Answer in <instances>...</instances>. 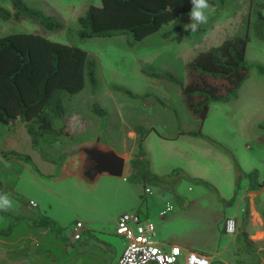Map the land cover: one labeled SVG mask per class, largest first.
Here are the masks:
<instances>
[{
    "label": "rangeland",
    "instance_id": "1",
    "mask_svg": "<svg viewBox=\"0 0 264 264\" xmlns=\"http://www.w3.org/2000/svg\"><path fill=\"white\" fill-rule=\"evenodd\" d=\"M23 1L55 18L61 29L48 30L27 17L0 18V34H39L82 48L98 63L97 82L93 86L87 81L82 92L65 95L68 135L57 124L58 133L40 136L34 144L21 121L8 126L0 123V189L14 202L11 211L0 213V237L21 239L15 248L21 244L55 248L51 245L55 239L64 241L78 222L87 229L113 231L116 218L124 213L146 214L147 204L158 198L161 183H166L180 189L179 203L206 194L218 198L227 216L242 218L236 237L244 233L246 243L241 241L239 248L224 253L214 264H264V190L259 198L240 197L245 196L250 183L244 174L257 171L258 182L264 183V75L256 67H264V21L259 18L264 16V0H213L217 10L211 9L208 22L196 31L190 29V17L184 14L177 23L142 41H134L129 33L82 39L78 18L90 6H101V0ZM0 7L12 10L9 0H0ZM222 9L225 11L220 12ZM247 31L246 61L251 68L240 97L231 103H213L201 125L188 111L182 94V85L189 80L187 65L200 52L243 37ZM199 131L201 141L194 147L184 139L176 146L169 141ZM142 134L147 136L144 150L153 172L149 167L148 172L137 173L131 167ZM97 139L126 157L124 176L102 177L93 185L70 178L56 180L63 162ZM13 153L22 158L13 157ZM162 207L156 202L157 210ZM181 223L171 232L177 237L182 232L183 240H193L195 232L207 228L202 222L200 228L190 227L188 220ZM167 227L163 237L168 236ZM39 230H47L49 237L38 236ZM217 234L223 247L235 236L226 234L221 225ZM118 237L125 250L126 240Z\"/></svg>",
    "mask_w": 264,
    "mask_h": 264
},
{
    "label": "trees",
    "instance_id": "2",
    "mask_svg": "<svg viewBox=\"0 0 264 264\" xmlns=\"http://www.w3.org/2000/svg\"><path fill=\"white\" fill-rule=\"evenodd\" d=\"M9 1L13 11L0 7L2 20L27 17L48 30L61 29L62 25L55 18L31 8L23 0ZM101 2V6H90L85 15L78 18V34L82 39L129 33L134 41H142L191 10L190 0ZM209 2L215 5L213 0ZM259 18L264 21L261 14ZM249 41L247 31L243 37L226 40L218 48L199 53L187 65L189 80L182 85V94L188 111L201 125L213 103H228L236 99L249 78L251 67L246 61ZM256 67L264 75V67ZM97 68V61L82 48L54 42L39 34H0V123L8 126L21 121L34 144L40 136L58 133L57 124L63 134L68 135L65 132V95L82 92L87 81L95 86ZM192 134L201 136V131ZM146 137V134L139 135L138 151L131 162L133 170L138 172L149 170L143 145ZM13 157L22 158L17 153H13ZM243 177L250 182L249 191L256 192L264 187V183L257 180V171Z\"/></svg>",
    "mask_w": 264,
    "mask_h": 264
},
{
    "label": "crops",
    "instance_id": "3",
    "mask_svg": "<svg viewBox=\"0 0 264 264\" xmlns=\"http://www.w3.org/2000/svg\"><path fill=\"white\" fill-rule=\"evenodd\" d=\"M262 4L264 5V3ZM250 6L252 7L253 3L250 4ZM212 10H217V6L212 5ZM223 11H225V9L220 10V12ZM179 19L171 24L177 23ZM240 20L243 23V17L240 18ZM225 41L226 40H224L219 46H221ZM219 46L213 48H218ZM239 97L240 95H238L235 100L239 99ZM232 101H230L229 103H231ZM180 139H184L183 141L185 142L187 140V142H189L192 147H194V145L196 146L199 143L198 141H201V138H198V136L186 134L178 135L177 137H174L173 140L171 139L169 141H173V143H175L174 146H176L181 142ZM145 153V159L149 162V167L153 172V163L149 159L148 152L145 151ZM83 164V159L77 156H73L72 158L65 160L63 162V165L59 168L60 177H58V179L56 180L70 178L73 181H76V183H79L80 181L84 182L82 179ZM126 165L125 172L127 171ZM48 169H50L49 166ZM131 169L129 170V172L133 170ZM133 172H137V170H133ZM240 172L241 174H243L241 170ZM189 175H191V173H189ZM98 182H96L95 184H97ZM1 184L2 183H0V185ZM263 190L264 187L256 192L248 190L245 193V196L241 195L240 197L241 199H248V197L250 198L252 196L259 198L262 196ZM0 192H3L2 189L0 190ZM158 194V198L153 199L151 205L147 204V213L144 214L143 212H141L138 214H141V218L142 216L146 218H142V220H149L154 224L156 228V239L154 240L162 247L169 249V245H176L183 248L184 250L194 251L202 254L209 258L211 263L214 264L215 261H220L218 258H222L224 253L231 254L230 252H233V248H239L240 243H242L240 241L242 240V237H245L244 241L246 243L247 235L245 236L244 233H242V236H240L239 238H237L235 235L230 244L227 247H223V241L221 238H219L220 234H217V227H220L221 225L225 231V222L227 219H235L238 222L239 226L241 224L242 218L240 216H227L225 214V210L220 206L218 198H213L205 194V196L193 200L186 198V202L184 201V203H179L180 198L178 197L181 195L180 189L179 191H176V187L173 186L170 188L169 184L166 183H161L160 191ZM167 197L171 199H167ZM156 202L160 203V205H163L161 210H157ZM168 205L174 206V210L167 214L166 217H164L162 214ZM119 217H117L114 222V225L112 227L113 231L108 228L106 230H100L99 228L87 229L84 224L78 222L82 224V229H77L76 227L78 223H76L72 231L69 233L66 239H64V241L63 238H61L60 241H58L59 238L55 239V243L51 244L55 248H30L26 244H21L17 246V248H15V244L18 243L21 239L13 241L10 240V237H0V264H117L120 256L124 251V242L116 235L117 220ZM184 220L189 221L190 227L196 228L202 222L206 224L207 228L205 230H202V232H200L201 230H199V232H195L193 240H183L182 232L179 233V236L177 237L173 232H171V229L178 226L181 227V222ZM166 226H168V236L163 237V231ZM88 231H90V235L86 236V233ZM38 232V236H42L45 238L49 237V232H47V230H39ZM79 236L80 238H78ZM26 238H29V236H27ZM224 260L227 261L228 259ZM180 264H184V262H181Z\"/></svg>",
    "mask_w": 264,
    "mask_h": 264
},
{
    "label": "built area",
    "instance_id": "4",
    "mask_svg": "<svg viewBox=\"0 0 264 264\" xmlns=\"http://www.w3.org/2000/svg\"><path fill=\"white\" fill-rule=\"evenodd\" d=\"M146 193L151 194L150 189ZM174 210V206L168 205L163 216ZM77 229L82 224H77ZM238 224L235 219H227L225 232L228 235H236ZM116 235L126 240L127 246L120 256L117 264H212L209 258L194 251L171 245L166 249L156 243V228L149 220H142L137 213H124L117 220ZM80 238V236L78 237Z\"/></svg>",
    "mask_w": 264,
    "mask_h": 264
},
{
    "label": "water",
    "instance_id": "5",
    "mask_svg": "<svg viewBox=\"0 0 264 264\" xmlns=\"http://www.w3.org/2000/svg\"><path fill=\"white\" fill-rule=\"evenodd\" d=\"M75 155L83 159L82 179L93 185L102 177L122 178L125 172L126 159L111 147L100 142L82 146L76 150Z\"/></svg>",
    "mask_w": 264,
    "mask_h": 264
},
{
    "label": "clouds",
    "instance_id": "6",
    "mask_svg": "<svg viewBox=\"0 0 264 264\" xmlns=\"http://www.w3.org/2000/svg\"><path fill=\"white\" fill-rule=\"evenodd\" d=\"M191 10L188 13L191 23L188 24L192 31H196L200 25L208 22V13L212 9L209 0H190ZM13 200L6 192H0V213H6L13 209ZM3 219V217H0Z\"/></svg>",
    "mask_w": 264,
    "mask_h": 264
}]
</instances>
